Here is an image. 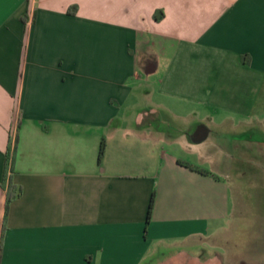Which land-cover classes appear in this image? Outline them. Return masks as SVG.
<instances>
[{"label": "crops", "instance_id": "crops-1", "mask_svg": "<svg viewBox=\"0 0 264 264\" xmlns=\"http://www.w3.org/2000/svg\"><path fill=\"white\" fill-rule=\"evenodd\" d=\"M223 154L264 170V0H0V264H234Z\"/></svg>", "mask_w": 264, "mask_h": 264}, {"label": "rangeland", "instance_id": "rangeland-1", "mask_svg": "<svg viewBox=\"0 0 264 264\" xmlns=\"http://www.w3.org/2000/svg\"><path fill=\"white\" fill-rule=\"evenodd\" d=\"M260 135L256 134V138H261ZM219 141L226 151H230L229 138H221ZM223 159L228 162L216 171L224 176L228 174L232 198L236 202V215L233 219L236 233L232 237L225 235L222 241L229 244L223 246V249L234 264H259L264 258H258L254 250L264 248V170L259 167L262 161L256 156L250 164L237 162L230 167V157L223 154Z\"/></svg>", "mask_w": 264, "mask_h": 264}, {"label": "trees", "instance_id": "trees-1", "mask_svg": "<svg viewBox=\"0 0 264 264\" xmlns=\"http://www.w3.org/2000/svg\"><path fill=\"white\" fill-rule=\"evenodd\" d=\"M161 12V16L156 15V19L160 20L161 18L164 17V12ZM106 152V141L105 139H103L102 143H101V147H100V153H99V157L100 159L104 156ZM9 155H8V160H9ZM7 160V162H8ZM22 193V189L18 188L17 186L10 184L9 185V189H8V203H10L12 200L16 199L18 196H20ZM155 193L152 194L151 196V200H150V204H149V210H148V222L152 216L153 213V209H154V205H155Z\"/></svg>", "mask_w": 264, "mask_h": 264}, {"label": "built area", "instance_id": "built-area-1", "mask_svg": "<svg viewBox=\"0 0 264 264\" xmlns=\"http://www.w3.org/2000/svg\"><path fill=\"white\" fill-rule=\"evenodd\" d=\"M12 136H14V137H15V132H13V133H12Z\"/></svg>", "mask_w": 264, "mask_h": 264}]
</instances>
